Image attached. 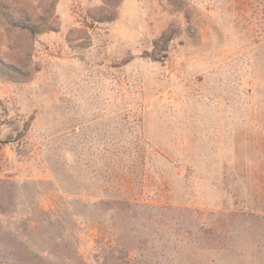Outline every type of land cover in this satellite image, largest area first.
Instances as JSON below:
<instances>
[{
  "label": "rangeland",
  "instance_id": "374dc122",
  "mask_svg": "<svg viewBox=\"0 0 264 264\" xmlns=\"http://www.w3.org/2000/svg\"><path fill=\"white\" fill-rule=\"evenodd\" d=\"M0 264H264V0H0Z\"/></svg>",
  "mask_w": 264,
  "mask_h": 264
}]
</instances>
